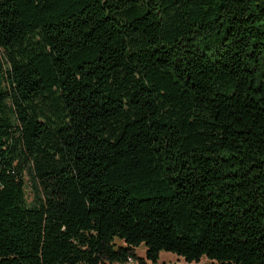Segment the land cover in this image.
<instances>
[{"label": "trees", "instance_id": "1", "mask_svg": "<svg viewBox=\"0 0 264 264\" xmlns=\"http://www.w3.org/2000/svg\"><path fill=\"white\" fill-rule=\"evenodd\" d=\"M161 252L264 264V0H0V264Z\"/></svg>", "mask_w": 264, "mask_h": 264}, {"label": "rangeland", "instance_id": "2", "mask_svg": "<svg viewBox=\"0 0 264 264\" xmlns=\"http://www.w3.org/2000/svg\"><path fill=\"white\" fill-rule=\"evenodd\" d=\"M29 193H30L29 189H27L28 200L31 199ZM117 244H121V243L117 242ZM135 254L138 257L145 259V248L143 246L138 247L137 249H135ZM129 264H134V263H129ZM145 264H152V263L145 261ZM156 264H189V263H186L182 258H179L172 253L161 252L159 254V258ZM191 264H213V263L207 260L206 258H202L198 263H191Z\"/></svg>", "mask_w": 264, "mask_h": 264}, {"label": "built area", "instance_id": "3", "mask_svg": "<svg viewBox=\"0 0 264 264\" xmlns=\"http://www.w3.org/2000/svg\"><path fill=\"white\" fill-rule=\"evenodd\" d=\"M129 262H130V260H129Z\"/></svg>", "mask_w": 264, "mask_h": 264}]
</instances>
